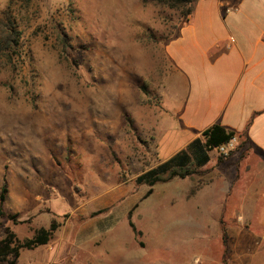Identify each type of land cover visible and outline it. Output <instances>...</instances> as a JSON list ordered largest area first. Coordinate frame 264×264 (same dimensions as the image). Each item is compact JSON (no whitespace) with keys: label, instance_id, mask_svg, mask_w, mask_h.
Returning <instances> with one entry per match:
<instances>
[{"label":"rangeland","instance_id":"374dc122","mask_svg":"<svg viewBox=\"0 0 264 264\" xmlns=\"http://www.w3.org/2000/svg\"><path fill=\"white\" fill-rule=\"evenodd\" d=\"M7 16L20 46L10 61H0L4 211L19 209L22 219V191L39 185L33 190L41 200L56 191L51 207L63 222V213L84 207V222L114 225L111 236L123 226L137 228L144 264L182 263L184 255L192 263L201 253L213 259L225 253V240L224 247L214 238L203 246L197 243L206 239L201 229L174 223L178 212L167 207L166 183L153 186L148 211L146 203L137 210L138 200L133 203L140 186L149 188L132 178L154 163L150 129H136L135 112L160 107L170 66L164 47L186 21L182 11L143 0H8L0 7V18ZM53 173L62 177L61 186L52 182ZM124 185L122 195L117 190ZM45 208L42 203L41 212ZM28 227L30 220L13 224L0 217V239L5 229L25 239Z\"/></svg>","mask_w":264,"mask_h":264},{"label":"crops","instance_id":"0c3cea01","mask_svg":"<svg viewBox=\"0 0 264 264\" xmlns=\"http://www.w3.org/2000/svg\"><path fill=\"white\" fill-rule=\"evenodd\" d=\"M7 2L0 0V7ZM164 52L170 66L158 94L160 107L135 112L136 129H150L154 163L132 179L163 165H196L198 174L166 183L167 207L177 210L174 223L183 230L201 229L206 239L197 243L206 246L214 238L229 246L214 259L201 253L192 263L184 255L182 263L171 264H264V232L258 231L264 229V0H199ZM213 125L243 135L245 144L237 136V151L223 159L214 150L192 148ZM50 177L61 186V176ZM126 185L117 191L124 195ZM36 187L41 186L22 191L19 221L30 220L25 238L52 220L58 227L46 245L20 252L18 264L146 263L130 225L111 236L112 224L73 223L87 214L84 207L63 213V222L51 207L56 191L41 200ZM147 191L143 186L136 191V210L152 198H144ZM183 235L191 237V231Z\"/></svg>","mask_w":264,"mask_h":264},{"label":"trees","instance_id":"16d2710c","mask_svg":"<svg viewBox=\"0 0 264 264\" xmlns=\"http://www.w3.org/2000/svg\"><path fill=\"white\" fill-rule=\"evenodd\" d=\"M143 1H149L156 5H161L170 10H181L186 19L188 15L192 14L194 6L199 0ZM19 46V32L15 29L10 17L7 16L4 19L0 18V61L4 58L7 61H10V52L17 53L16 50H19ZM233 136L240 137L243 144H245L243 135H238L234 131L227 130L220 125H213L202 132V141H194L192 148L196 147L202 152L213 151L215 147L228 142ZM222 158L223 157H221V159ZM146 164L148 165L149 162H146ZM198 173L199 170L193 163L182 164L172 168H168L166 165H163L138 176L136 181L148 186L149 189L144 196V198H147L152 193V187L158 183H167L174 178L182 179ZM6 195L7 188L3 185L0 189V217L6 218L13 224L28 222V220L18 221L17 214H11L4 211L3 205L6 200ZM89 216H92V214ZM87 217H82L80 222H83ZM57 227L58 224L52 220L47 229H37L33 232L30 238L22 240L19 239L10 229H5L4 237L0 239V264H18L17 260L22 250H32L46 245L52 239ZM130 227L135 235L140 234L133 225H130Z\"/></svg>","mask_w":264,"mask_h":264},{"label":"built area","instance_id":"2783aa9c","mask_svg":"<svg viewBox=\"0 0 264 264\" xmlns=\"http://www.w3.org/2000/svg\"><path fill=\"white\" fill-rule=\"evenodd\" d=\"M239 145V138L233 136L228 142L214 148V151L223 157H227L230 153L236 150Z\"/></svg>","mask_w":264,"mask_h":264}]
</instances>
